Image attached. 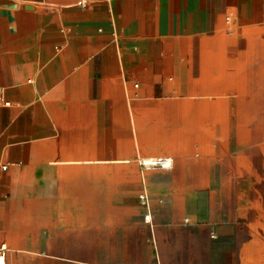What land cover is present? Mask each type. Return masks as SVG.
I'll return each mask as SVG.
<instances>
[{
	"label": "crops",
	"instance_id": "obj_1",
	"mask_svg": "<svg viewBox=\"0 0 264 264\" xmlns=\"http://www.w3.org/2000/svg\"><path fill=\"white\" fill-rule=\"evenodd\" d=\"M259 58L264 0H0V96L9 102L0 104L5 259L74 257L78 228L93 235L96 221L112 216H133L134 225L108 256H137L127 252V235L138 228L143 240V207L96 213L95 173L83 163L123 162L102 176L136 179L135 189L145 173L128 164L153 166L162 156L172 169L148 177H202L190 164L202 161V92L233 89L234 71ZM191 189L187 200L202 188ZM164 216L153 211L159 236L189 254L176 248L163 258L204 264L202 220L182 233L173 223L160 229Z\"/></svg>",
	"mask_w": 264,
	"mask_h": 264
},
{
	"label": "rangeland",
	"instance_id": "obj_2",
	"mask_svg": "<svg viewBox=\"0 0 264 264\" xmlns=\"http://www.w3.org/2000/svg\"><path fill=\"white\" fill-rule=\"evenodd\" d=\"M257 60V64L234 71L238 80L233 89L202 92V161L190 163L192 168L202 171V177H148L147 170L167 171L172 168L145 162L142 167L129 163L127 169L142 168L145 173L143 178L137 179L142 180V188L135 189L136 179L102 176L103 169L118 170L123 162L83 163L95 173L91 190L95 193L93 204L96 213H103L106 208L111 212L118 211L111 209L114 206L125 207L134 213L139 210V204L143 207L144 220L153 229L149 232L144 222L142 241L135 239L141 233L138 228L133 229L132 234L128 232L127 252H137V256H108L115 250L118 252L117 247L122 245L120 239L124 238L127 225H134L133 216H112L110 221L105 217V223L101 225L96 221L93 235L86 232L91 227L84 225L78 228L81 230L77 235L80 240L74 242V257H50L49 252L47 256L42 252H31L28 254L32 256L23 258L7 257L5 264H174V261L184 264L188 260L184 257L163 258L162 253L172 254L176 248L181 254L187 251L188 255L189 249L182 243L176 247V243H167L163 236H159L157 223L152 222L153 211L166 215L158 221L160 229L161 225L166 227L173 223L180 227L182 233H188L186 228L191 227L195 219L202 220L204 264H264V59ZM193 186L202 189L194 193L198 198L187 200L188 189ZM169 192L174 198H170L172 194ZM142 194L146 197V204L142 202ZM168 202V210H161V206ZM173 213L178 215L174 217ZM151 236L153 240L150 241L148 237Z\"/></svg>",
	"mask_w": 264,
	"mask_h": 264
},
{
	"label": "built area",
	"instance_id": "obj_3",
	"mask_svg": "<svg viewBox=\"0 0 264 264\" xmlns=\"http://www.w3.org/2000/svg\"><path fill=\"white\" fill-rule=\"evenodd\" d=\"M1 103H5L6 105H9V102L8 101H6V100H4L1 96H0V104ZM159 159V166H163L162 165V163H163V159H162V157H159L158 158ZM4 168H6L7 167V165H4L3 166ZM141 199H142V202L143 203H147V200H146V197H145V195H141ZM6 250H7V245L5 244V243H1L0 244V259H5V255H6Z\"/></svg>",
	"mask_w": 264,
	"mask_h": 264
},
{
	"label": "bare ground",
	"instance_id": "obj_4",
	"mask_svg": "<svg viewBox=\"0 0 264 264\" xmlns=\"http://www.w3.org/2000/svg\"><path fill=\"white\" fill-rule=\"evenodd\" d=\"M262 66V65H261ZM255 68V67H254ZM263 68V67H262ZM260 72H263L262 70H260ZM253 74H255V73H253ZM255 76V75H254ZM257 92H258V89L256 90ZM261 92H262V90H260ZM256 92V93H257ZM259 93V92H258ZM241 94V93H240ZM247 94H249V93H247ZM252 96V95H251ZM256 96V95H255ZM263 96V95H262ZM246 97V96H245ZM245 97H244V99H245ZM238 100L240 101V103L242 102L241 100H240V98L238 97ZM256 102V101H255ZM249 103V102H248ZM257 105V104H256ZM247 106V105H246ZM249 106V105H248ZM254 106V105H253ZM250 107V106H249ZM248 107V108H249ZM262 107V106H261ZM254 108V107H253ZM258 108V107H257ZM241 109V108H240ZM247 110V109H246ZM248 111H250V110H248ZM253 112V111H252ZM246 113H247V111H246ZM258 113V112H257ZM264 113V112H263ZM253 114V113H252ZM251 114V115H252ZM246 116H248V113H247V115ZM245 116V117H246ZM254 116V115H253ZM249 117V116H248ZM255 117H256V113H255ZM250 118V117H249ZM262 120V119H261ZM247 121V120H246ZM240 127V126H239ZM241 131H242V129H241ZM162 159H163V163H162V165H163V167H168V166H170L171 165V160L169 159V158H167V157H162ZM159 161V159H158V157L157 158H155V159H153L152 160V164H154V165H159L158 162ZM0 264H5V260L4 259H0Z\"/></svg>",
	"mask_w": 264,
	"mask_h": 264
}]
</instances>
